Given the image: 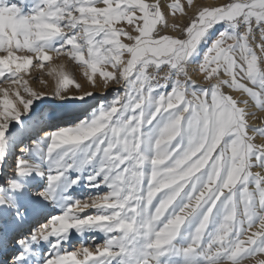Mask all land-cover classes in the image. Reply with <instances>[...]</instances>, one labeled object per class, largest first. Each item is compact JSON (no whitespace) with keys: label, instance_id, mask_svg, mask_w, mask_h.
Masks as SVG:
<instances>
[{"label":"snow or ice","instance_id":"snow-or-ice-1","mask_svg":"<svg viewBox=\"0 0 264 264\" xmlns=\"http://www.w3.org/2000/svg\"><path fill=\"white\" fill-rule=\"evenodd\" d=\"M0 264H264V0H0Z\"/></svg>","mask_w":264,"mask_h":264},{"label":"rangeland","instance_id":"rangeland-1","mask_svg":"<svg viewBox=\"0 0 264 264\" xmlns=\"http://www.w3.org/2000/svg\"><path fill=\"white\" fill-rule=\"evenodd\" d=\"M203 2L207 4H219V3H223L224 0H203ZM76 75H77V78L79 79V76H80L79 72H77ZM36 87H39V85H36ZM75 246L79 247V244L77 243Z\"/></svg>","mask_w":264,"mask_h":264},{"label":"bare ground","instance_id":"bare-ground-1","mask_svg":"<svg viewBox=\"0 0 264 264\" xmlns=\"http://www.w3.org/2000/svg\"><path fill=\"white\" fill-rule=\"evenodd\" d=\"M78 246V245H77Z\"/></svg>","mask_w":264,"mask_h":264}]
</instances>
